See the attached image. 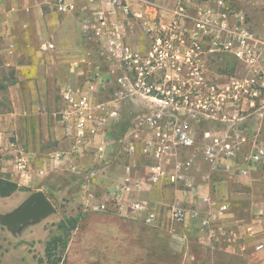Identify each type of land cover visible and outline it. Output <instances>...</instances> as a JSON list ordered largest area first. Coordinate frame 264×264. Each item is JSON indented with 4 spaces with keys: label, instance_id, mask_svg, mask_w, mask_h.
<instances>
[{
    "label": "built area",
    "instance_id": "built-area-1",
    "mask_svg": "<svg viewBox=\"0 0 264 264\" xmlns=\"http://www.w3.org/2000/svg\"><path fill=\"white\" fill-rule=\"evenodd\" d=\"M154 1L44 0L55 14L75 17L85 41L74 60L78 81L72 87L61 86L60 96L73 128L69 153L73 157L91 153L96 164L70 161L67 169L81 187L90 190L98 171L112 164L110 152L121 149L127 159L120 166V180L107 187L109 197L97 198L88 210L116 211L147 225H157L159 208L139 196L143 190L177 183L195 190L192 173L197 172L200 183H209L219 174L229 178L250 177L255 172L264 175V142L260 139L264 31L257 33L250 15L236 10L229 0H173V7L166 10L168 19L160 20L147 48L141 49L130 40L125 20L130 15L141 18L137 7ZM38 47L51 51L56 44L44 39ZM7 48L11 52L14 45ZM222 55L235 60L229 82L208 84V62L224 63ZM137 97L147 99L148 110L132 116L116 137L112 127L123 122V106ZM227 100L236 107L245 104L247 117L233 114L230 130L204 128L215 118L214 109L219 110ZM245 121L248 124L242 126ZM138 159L143 160L140 171ZM200 160L207 169L200 167ZM24 166L22 159L20 167ZM92 198L89 192L88 199ZM203 202V210L168 204L165 217L176 223L192 220L202 237L220 239L239 253L247 249L264 252V199L249 208L247 221L231 214L228 197L207 195ZM180 237L186 240L185 234Z\"/></svg>",
    "mask_w": 264,
    "mask_h": 264
},
{
    "label": "rangeland",
    "instance_id": "rangeland-1",
    "mask_svg": "<svg viewBox=\"0 0 264 264\" xmlns=\"http://www.w3.org/2000/svg\"><path fill=\"white\" fill-rule=\"evenodd\" d=\"M229 1L236 10L243 9L245 13L250 15L257 33L264 31V0ZM155 3L157 5L137 7L142 12L141 18H133L130 15L125 20V27L130 34V40L138 43L141 49L147 48L151 34L158 27L160 20L165 21L168 19L169 13L166 10L174 5L173 0H156ZM44 5L47 9H50L47 4ZM223 57L224 63L221 66H218L215 61L208 62V76L206 77L209 79L208 84L223 86L229 82V73L232 65L235 64V60L228 55ZM218 62H220V59ZM219 71L224 73H217ZM239 73L240 70L237 69L236 75ZM209 100V107H213L211 105L213 101ZM147 107L146 98L137 97L135 100L127 102L122 108L123 122L112 127L113 135L119 136L125 129L123 126L127 127L129 119L131 120L132 116L137 113L145 112L148 110ZM246 108L245 104L236 107L227 100L219 110L214 109L215 118L204 128L230 130L231 122L229 118L231 119L233 114L236 117H247ZM245 122L241 125L248 124L247 121ZM260 139L264 142V128L260 131ZM112 157L110 168L111 166L120 167L127 159L126 154L118 147L114 148ZM85 161H82V163ZM88 162L83 164L88 166ZM142 163L143 160L138 159V171L142 169ZM95 164L91 162L90 165L95 166ZM199 165L204 169L208 168L207 164L201 160ZM254 175L259 178L263 177V175L255 172L248 177L247 183H242L243 177L229 178L223 176V179H228L231 183H234L233 180H237V188L245 193L242 198L238 199L236 204L242 209L240 219L246 221L249 218V208L251 207L249 203L251 200H248L251 193L264 197V189H252L247 186L261 180L253 178ZM215 178L214 176V182L209 183L210 190L217 193L220 192V189L215 186L217 180ZM42 180L43 183L38 179V182H35L32 186L23 187L17 184L11 172L7 170L0 172V187L7 191L6 194L0 193V214L16 209L36 190H42L54 206L52 213L36 221L27 222L20 226L17 232H11L0 223V264H53V261L57 264H181L172 254L165 252L163 246L159 247L167 243V233H170V229H174V233L185 234L184 244L194 246L193 258L186 259L185 264H264V252L251 253L250 249L243 253L231 254L233 257H227L224 259L226 261L209 256L201 248L203 245L222 247L225 246L224 242L220 239L208 240L202 237L192 220L188 219L184 223L169 221L165 217L168 204H161L159 207L157 225L144 224L139 218L124 216L116 211H89V204L94 203L97 198H101L100 195L104 192L106 184L105 180L94 181L95 187L88 190L81 187L73 174L64 167H61L60 170H51ZM13 185L15 186L13 187ZM170 186L177 188L179 191L181 190V193L188 191L182 183ZM7 188H11V190ZM89 192L93 194V198L90 200L88 199ZM244 195H246V198ZM223 197L225 196L222 194L219 199ZM228 199L231 203V199L229 197ZM181 203L186 208L198 207V202L184 200ZM203 207L205 206L203 205ZM70 218H77L74 227H71L70 223L67 222ZM61 221L66 224L64 228L58 226ZM53 236H60V240L48 258L45 247L47 241ZM152 245H157L158 250L155 254L152 251L149 258V253L143 251V249H148ZM153 254L156 256L155 262H153ZM219 261H223V263Z\"/></svg>",
    "mask_w": 264,
    "mask_h": 264
},
{
    "label": "crops",
    "instance_id": "crops-1",
    "mask_svg": "<svg viewBox=\"0 0 264 264\" xmlns=\"http://www.w3.org/2000/svg\"><path fill=\"white\" fill-rule=\"evenodd\" d=\"M44 39L53 40L56 49L41 51L38 45ZM10 43L14 45L11 52L7 48ZM84 45L75 17L55 14L46 8L44 0H0V162L23 187L32 186L38 179L43 183L47 173L61 167L67 169L70 161L82 165L89 161L90 165L96 160L91 153L75 157L69 153L74 143L73 128L64 114L65 103L60 96L61 86L72 87L78 81L74 60L81 50L79 47ZM110 154L113 156V151ZM22 159L25 160L23 168L20 167ZM121 172V167L117 166L98 171L94 181L105 180L106 183L101 198L109 197L107 187L120 180ZM199 173H192L197 186L195 190L181 193L177 188L160 184L141 191L139 196L157 209L161 204H182L185 200L198 202L197 208L203 210L205 196L219 199L223 194L231 199V214L240 219L242 209L236 203L245 193L237 188V180L231 183L223 179L222 174L215 175V186L220 192L214 193L210 190V183L199 182ZM263 177L254 175L253 178L261 180L247 186L264 189ZM241 182L247 183L248 177H243ZM94 187L95 183H92L90 189ZM249 198L250 206L258 205L264 199L253 192ZM167 234V243L159 247L163 246L164 251L181 264L193 258L194 246L184 244L178 233ZM157 248L152 245L143 251L148 252L150 258V253L155 254ZM201 248L218 260L239 252L225 246L203 245ZM154 254L153 262L156 260Z\"/></svg>",
    "mask_w": 264,
    "mask_h": 264
},
{
    "label": "water",
    "instance_id": "water-1",
    "mask_svg": "<svg viewBox=\"0 0 264 264\" xmlns=\"http://www.w3.org/2000/svg\"><path fill=\"white\" fill-rule=\"evenodd\" d=\"M54 211V206L42 190L31 193L16 209L0 214V223L11 232L29 221H36Z\"/></svg>",
    "mask_w": 264,
    "mask_h": 264
},
{
    "label": "trees",
    "instance_id": "trees-1",
    "mask_svg": "<svg viewBox=\"0 0 264 264\" xmlns=\"http://www.w3.org/2000/svg\"><path fill=\"white\" fill-rule=\"evenodd\" d=\"M222 64H223V62L221 61L218 66H221ZM123 128H126V126H123ZM14 186L15 185H13V187ZM11 188H7V189L8 190H11ZM6 192L7 191H4L3 190V187H0V193L1 194H6ZM67 222L70 223V226L71 227H74L76 225V223H77V218H70V219H68ZM65 225H66L65 222H62V221L58 224V226L61 227V228H64ZM59 240H60V236H53V237H51L47 241L45 250H46V253H47V257L48 258L52 254L53 250H55V248H56L57 243L59 242ZM53 264H57V262L53 261Z\"/></svg>",
    "mask_w": 264,
    "mask_h": 264
}]
</instances>
